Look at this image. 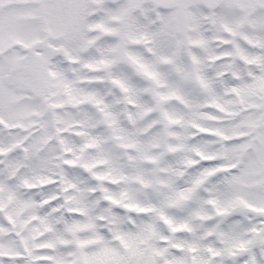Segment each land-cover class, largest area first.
<instances>
[{
  "label": "snow or ice",
  "instance_id": "1",
  "mask_svg": "<svg viewBox=\"0 0 264 264\" xmlns=\"http://www.w3.org/2000/svg\"><path fill=\"white\" fill-rule=\"evenodd\" d=\"M0 264H264V0H0Z\"/></svg>",
  "mask_w": 264,
  "mask_h": 264
}]
</instances>
